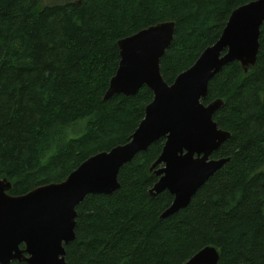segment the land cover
I'll use <instances>...</instances> for the list:
<instances>
[{
    "label": "trees",
    "instance_id": "16d2710c",
    "mask_svg": "<svg viewBox=\"0 0 264 264\" xmlns=\"http://www.w3.org/2000/svg\"><path fill=\"white\" fill-rule=\"evenodd\" d=\"M249 1L0 0V177L10 181L8 193L60 182L91 155L128 141L153 93L144 85L104 98L119 39L173 20L160 58L171 84ZM258 41L254 66L225 65L202 100H223L213 119L230 136L211 156L229 160L185 208L160 218L173 196L149 192L164 144L157 139L119 169L117 190L76 206L67 264H183L207 245L218 248L217 264H264V21Z\"/></svg>",
    "mask_w": 264,
    "mask_h": 264
},
{
    "label": "water",
    "instance_id": "95a60500",
    "mask_svg": "<svg viewBox=\"0 0 264 264\" xmlns=\"http://www.w3.org/2000/svg\"><path fill=\"white\" fill-rule=\"evenodd\" d=\"M263 21L264 0L233 9L218 39L171 84L162 78L160 58L172 42L173 20L119 39L118 66L104 98L134 95L145 85L153 97L143 118L127 142L88 157L60 182L11 195L10 181L0 177V264H67L64 246L75 238L76 206L88 194L117 190L119 169L159 138L164 144L150 167L158 179L149 192L166 190L173 196L160 218L185 208L198 188L229 160L211 158L230 133L213 119L223 100L202 102L208 82L231 62L237 61L245 72L254 66ZM219 256L217 247L207 245L183 264H217Z\"/></svg>",
    "mask_w": 264,
    "mask_h": 264
},
{
    "label": "bare ground",
    "instance_id": "6f19581e",
    "mask_svg": "<svg viewBox=\"0 0 264 264\" xmlns=\"http://www.w3.org/2000/svg\"><path fill=\"white\" fill-rule=\"evenodd\" d=\"M92 156V155H91ZM86 160V159H85ZM82 163V162H81Z\"/></svg>",
    "mask_w": 264,
    "mask_h": 264
},
{
    "label": "flooded vegetation",
    "instance_id": "af4514ba",
    "mask_svg": "<svg viewBox=\"0 0 264 264\" xmlns=\"http://www.w3.org/2000/svg\"><path fill=\"white\" fill-rule=\"evenodd\" d=\"M211 158H212V156H211Z\"/></svg>",
    "mask_w": 264,
    "mask_h": 264
}]
</instances>
